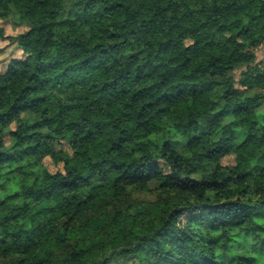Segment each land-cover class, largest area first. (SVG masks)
I'll return each instance as SVG.
<instances>
[{
  "label": "trees",
  "instance_id": "1",
  "mask_svg": "<svg viewBox=\"0 0 264 264\" xmlns=\"http://www.w3.org/2000/svg\"><path fill=\"white\" fill-rule=\"evenodd\" d=\"M15 14L0 264H264V0H0Z\"/></svg>",
  "mask_w": 264,
  "mask_h": 264
},
{
  "label": "rangeland",
  "instance_id": "2",
  "mask_svg": "<svg viewBox=\"0 0 264 264\" xmlns=\"http://www.w3.org/2000/svg\"><path fill=\"white\" fill-rule=\"evenodd\" d=\"M0 28L3 29L4 37H7V36H16L25 32L28 29V26L23 20L19 19L15 14L6 20L0 21ZM0 49L3 53V55L0 56V59L8 55L12 50V47L9 45L8 41L3 37L0 38ZM255 59H256L255 60L256 67L258 68V70L264 73V44L255 50ZM43 163H44L43 165L46 167V169L49 172L57 171V167L52 164L50 159H45ZM221 163L222 165H233L234 156L230 155L224 157L223 159H221ZM116 264H123V263L119 262Z\"/></svg>",
  "mask_w": 264,
  "mask_h": 264
}]
</instances>
